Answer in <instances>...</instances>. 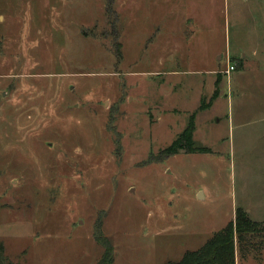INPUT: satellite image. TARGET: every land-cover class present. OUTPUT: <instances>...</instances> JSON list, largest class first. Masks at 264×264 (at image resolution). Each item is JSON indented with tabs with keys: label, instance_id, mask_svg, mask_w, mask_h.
Here are the masks:
<instances>
[{
	"label": "rangeland",
	"instance_id": "1",
	"mask_svg": "<svg viewBox=\"0 0 264 264\" xmlns=\"http://www.w3.org/2000/svg\"><path fill=\"white\" fill-rule=\"evenodd\" d=\"M192 115L211 151L166 156ZM238 208L264 226V0H0L8 261H180Z\"/></svg>",
	"mask_w": 264,
	"mask_h": 264
},
{
	"label": "trees",
	"instance_id": "2",
	"mask_svg": "<svg viewBox=\"0 0 264 264\" xmlns=\"http://www.w3.org/2000/svg\"><path fill=\"white\" fill-rule=\"evenodd\" d=\"M201 109H203L201 107ZM195 117L184 131L181 132L165 151L166 156L178 155L181 151L187 154H207L211 149L199 146L194 139ZM264 226L253 221L249 213L243 208H238L235 219L227 227L215 232L208 242L196 251L184 253L180 261H168L166 264H236V244L242 252L250 244L252 252H262L264 248ZM96 241L103 248L102 257L98 264H114V247L103 235H96ZM245 248V249H244ZM247 250V249H246ZM6 248L0 241V264H16L8 261Z\"/></svg>",
	"mask_w": 264,
	"mask_h": 264
},
{
	"label": "built area",
	"instance_id": "3",
	"mask_svg": "<svg viewBox=\"0 0 264 264\" xmlns=\"http://www.w3.org/2000/svg\"><path fill=\"white\" fill-rule=\"evenodd\" d=\"M235 70H236V69H235L233 66L230 65V66L228 67V71H227V73L230 74L231 72H233V71H235Z\"/></svg>",
	"mask_w": 264,
	"mask_h": 264
},
{
	"label": "crops",
	"instance_id": "4",
	"mask_svg": "<svg viewBox=\"0 0 264 264\" xmlns=\"http://www.w3.org/2000/svg\"><path fill=\"white\" fill-rule=\"evenodd\" d=\"M218 71H215V73H217ZM216 100V99H215ZM196 134H198L199 132H198V130L195 132Z\"/></svg>",
	"mask_w": 264,
	"mask_h": 264
}]
</instances>
